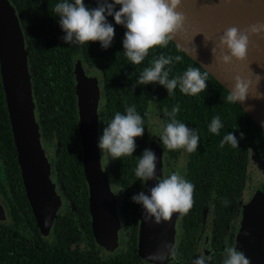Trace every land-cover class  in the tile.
Segmentation results:
<instances>
[{
  "label": "trees",
  "instance_id": "16d2710c",
  "mask_svg": "<svg viewBox=\"0 0 264 264\" xmlns=\"http://www.w3.org/2000/svg\"><path fill=\"white\" fill-rule=\"evenodd\" d=\"M10 1L16 8L25 35L40 132L47 149L48 145L56 149L51 158L54 162L52 172L56 174L67 201L56 216V241L53 244H29L27 234L36 235L39 229L23 183L0 71V187L8 200L11 217L10 223L0 222V264H147L138 254L139 205L132 202L131 197L142 187L135 168L146 146L148 115L152 112L158 114L164 127L170 121L168 114L172 108L179 105L176 118L196 129L200 137L198 149L189 153L188 173L192 177L198 174L206 176L209 182L214 181L218 195L232 193L234 187L242 185L240 181L245 177L248 142L254 137V140L263 143L264 131L238 102H228L229 90L172 40L167 47L150 49L141 64L133 65L123 52L122 40L126 29L116 25L113 17L109 16L108 21L115 27L111 46L103 49L99 42H89L79 45L80 50L75 53L71 45L61 39L65 33L53 11L60 0ZM85 4L96 7L97 0H85ZM119 7L116 6L117 10ZM161 54L173 57V63L167 66L171 68L169 78L182 75L188 67H197L207 74V89L198 95L188 96L177 88L168 95L167 89L158 83L139 84L138 77L143 68ZM176 56H180L181 60L176 61ZM79 58L101 71L104 102L99 118L100 135L114 114L117 111L124 113L126 107L134 105L144 117L145 132L143 137L136 139L137 148L132 156L112 160L107 152H102L107 162L105 168L109 166L107 172L112 184L115 187L118 185V192H123L121 215L130 228L128 246L108 258L101 255L102 248L96 243L91 229L89 186L83 169L78 96L73 74V67ZM215 116H219L223 123L219 135L209 131ZM241 131L245 134L243 139H240ZM228 132L235 133L238 146L225 143L221 147V140ZM175 152L166 149L165 156L170 159L168 165L173 163V158H177ZM68 200L71 204H67ZM217 210L221 212L222 208L218 206ZM201 211V208L192 207L184 215L200 216ZM82 240L88 243L84 248ZM74 241L76 244L72 247ZM76 256H81V259ZM181 259L184 260L183 257ZM168 264L186 263L172 260Z\"/></svg>",
  "mask_w": 264,
  "mask_h": 264
},
{
  "label": "water",
  "instance_id": "95a60500",
  "mask_svg": "<svg viewBox=\"0 0 264 264\" xmlns=\"http://www.w3.org/2000/svg\"><path fill=\"white\" fill-rule=\"evenodd\" d=\"M178 10L184 13L186 19L184 29L172 41L183 52L229 92L236 75L253 82L256 75H260L259 91L264 92V33L250 36L247 57L243 61L233 59L224 64L219 59L222 53L218 47L219 36L226 28L236 26L243 30L264 22V0H182ZM71 47L75 53L80 50L79 45ZM213 47L216 48L214 55ZM0 71L26 195L42 236L48 238L53 233V217L64 207L66 198L59 191L57 176L51 170L49 151L40 132L25 35L10 0H0ZM73 74L92 230L100 247L114 254L123 243L124 221L120 213L121 194L113 188L107 172L102 168L97 146L101 96L98 79L86 75L79 63H75ZM238 103L264 131V99L255 100L249 96L246 102ZM248 105H254V110H247ZM162 130L159 115L150 113L145 148L155 151L157 161L156 177L142 181L141 190L146 193L157 180L168 176L163 165L166 149L160 141ZM261 160L259 157L257 162L262 172L244 194V231L236 245L249 258L250 264H264V165ZM137 214L140 258L147 264L167 263L174 253L172 243L178 232V213L158 224L144 219L140 205ZM5 216L0 203V220H4ZM150 254H160L164 259L157 261Z\"/></svg>",
  "mask_w": 264,
  "mask_h": 264
},
{
  "label": "clouds",
  "instance_id": "9594fccd",
  "mask_svg": "<svg viewBox=\"0 0 264 264\" xmlns=\"http://www.w3.org/2000/svg\"><path fill=\"white\" fill-rule=\"evenodd\" d=\"M182 0H97L96 7H89L85 0H60L54 6L55 16L59 17V26L65 35L61 38L69 45H84L99 42L103 49L111 46L115 37V27L108 21L113 17L116 25L123 26L126 31L122 40L123 52L133 65L141 64L149 55L150 49L157 46L167 47L170 40L184 29L185 15L179 11ZM119 5L117 10L116 6ZM264 33V22H258L241 30L236 26L228 27L219 36L218 47L221 50L219 59L228 64L233 59L243 61L247 57L250 36ZM216 48H212L213 55ZM176 61L181 57L176 56ZM173 63V57L159 55L143 68L138 83L148 85L158 83L171 95L177 88L180 92L195 96L208 87L207 74L197 67H188L182 75L169 78L171 71L167 67ZM262 77L256 75L252 79L240 75L234 77V84L227 96L230 103L246 102L249 96L255 100L264 99V92L259 91ZM248 105L247 110H254ZM180 108L177 104L168 114L170 121L163 127L160 141L164 148L195 152L200 143L198 132L176 118ZM223 123L219 116L213 117L209 131L219 135ZM145 132L144 117L136 107H126L124 113L117 111L111 121L102 129L97 146L101 152H107L112 160L132 156L136 151V139ZM240 132V139L244 138ZM238 146L239 141L234 132H228L221 140ZM157 156L151 148H145L139 156L135 175L140 181H148L156 177ZM195 185L179 172H172L167 177L157 180L147 193L141 190L131 197L132 202L140 205L144 219L154 223L168 221L174 213L187 214L194 204ZM115 194V193H114ZM248 235V233H245ZM222 264H250L243 251L236 247L224 249ZM155 260L162 261L160 254H150ZM194 264H206L203 256L196 258Z\"/></svg>",
  "mask_w": 264,
  "mask_h": 264
},
{
  "label": "flooded vegetation",
  "instance_id": "af4514ba",
  "mask_svg": "<svg viewBox=\"0 0 264 264\" xmlns=\"http://www.w3.org/2000/svg\"><path fill=\"white\" fill-rule=\"evenodd\" d=\"M76 63H79L84 68L86 75L94 76L98 79V85L101 93L99 106H98V114L100 118V110L104 102L103 99L104 84L102 80L101 71L95 65H87L83 63L81 58H79ZM90 67L97 68L99 74L91 75L88 71ZM99 136L100 133H99V124H98V139ZM248 150L249 153H248L247 166L244 174L245 177L240 181L242 182V185L238 187H234L233 188L234 191L232 193L224 192L220 195H218L219 191L214 181L209 182L206 176L202 177L198 174L192 177L191 173H188L187 170L189 165L188 152L182 149L176 150L175 153H177V158H173V163L170 165H168L167 163V161L170 159L167 160L166 156H164L163 165L166 168L168 175L172 172H179L181 175L185 176L189 181H191L195 185L193 207L202 209L200 216H186L184 214L178 213V223H177L178 232L172 243L174 248V253L171 259L165 264L170 263L172 260L186 264H194L196 258L200 256H203L205 258L206 264H222L225 256L224 249L226 247H236L238 239L241 236L242 232L244 231V223H243L244 218L242 212L244 194L247 190L251 188L253 179H255L261 171L260 167L256 163V157L259 154V157L262 159V161H264L263 160L264 142L263 143L257 142L256 140H254V137L250 138L248 142ZM51 158L52 156H50L49 154V160L51 162V170H53L54 162L51 160ZM101 163H102V158H101ZM107 175L110 180L108 172ZM110 183L113 186L111 180ZM58 188L61 193L65 194L59 185ZM113 188L115 189V186H113ZM119 193L121 194V203H120V213H121L123 192H119ZM66 201H67V197H66ZM0 203L2 204L6 214L5 219L0 220V222L10 223L11 220L10 208H9L8 200L6 199L4 191L1 187H0ZM67 204H71V201L68 200ZM218 206L222 208L221 212L217 210ZM57 215L53 217L52 235H50L48 238L42 236L41 231L36 222L39 232L36 235L27 234L28 243L29 244L35 243L37 245L38 242L44 244L48 242L53 244L56 241L54 226ZM80 228H83V226H80ZM91 229H92V217H91ZM129 229L130 228L126 226L124 223L123 243L120 245V247L114 254L123 251L128 246L127 233ZM77 230L79 231L78 228ZM92 234H93V230H92ZM75 244L76 242L74 241V243H72V247H75ZM81 244L84 248L88 243L85 240H82ZM81 251L85 252V250H81ZM114 254L109 253L108 251H105L103 249L101 250V255H103L106 258ZM89 257H91V255H89ZM181 257H183L184 260H182ZM77 258L80 260L81 256Z\"/></svg>",
  "mask_w": 264,
  "mask_h": 264
},
{
  "label": "rangeland",
  "instance_id": "374dc122",
  "mask_svg": "<svg viewBox=\"0 0 264 264\" xmlns=\"http://www.w3.org/2000/svg\"><path fill=\"white\" fill-rule=\"evenodd\" d=\"M89 73L91 74V75H98L99 74V71L97 70V68H95V67H90L89 68ZM49 146V154H50V156H52L53 155V153H55V148L53 147V146H50V145H48ZM100 155H101V158H102V163H101V166H102V168L107 172V170L109 169V166H107L106 168H105V164H107V162L103 159V157H102V152L100 151ZM259 156V155H258ZM256 157V163L258 164V162H257V160H258V158L259 157ZM264 160V159H263ZM262 161V160H261ZM263 165H264V161H263ZM261 172H262V170L260 171V173L259 174H261ZM258 174V175H259ZM254 180V179H253ZM114 186V185H113ZM116 187L118 188V185H116ZM115 187V188H116ZM117 188H116V190H117Z\"/></svg>",
  "mask_w": 264,
  "mask_h": 264
}]
</instances>
